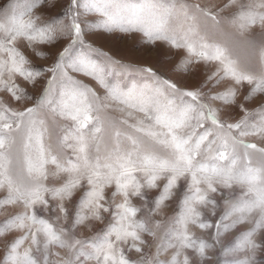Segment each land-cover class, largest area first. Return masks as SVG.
Instances as JSON below:
<instances>
[{
	"label": "rangeland",
	"instance_id": "1",
	"mask_svg": "<svg viewBox=\"0 0 264 264\" xmlns=\"http://www.w3.org/2000/svg\"><path fill=\"white\" fill-rule=\"evenodd\" d=\"M0 264H264V0H0Z\"/></svg>",
	"mask_w": 264,
	"mask_h": 264
}]
</instances>
